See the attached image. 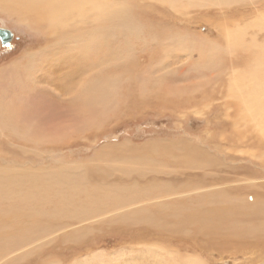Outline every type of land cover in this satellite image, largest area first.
Wrapping results in <instances>:
<instances>
[{"label":"bare ground","instance_id":"bare-ground-1","mask_svg":"<svg viewBox=\"0 0 264 264\" xmlns=\"http://www.w3.org/2000/svg\"><path fill=\"white\" fill-rule=\"evenodd\" d=\"M255 1L0 0V14L35 35L39 44L0 65V137L11 131L34 146L56 138L44 111L32 101L36 92L50 99L44 105L53 106L76 89L83 105L76 116L97 120L101 102L105 111L110 108L119 98L121 85L135 86L140 95L147 92L152 64L156 62L159 69L162 58L170 61L163 68L167 73H207L209 82L222 75L226 115L234 129L231 141L224 139L237 146L225 148L235 157L248 156L264 166V152H257V142L264 144V10H257L248 26L236 24L242 21L237 16L247 13ZM263 3L257 0V9L264 8ZM202 10L209 11L204 24L213 28L217 39L196 41L190 34L177 33V27L173 29L171 19L182 21ZM215 12L233 19L215 18ZM47 48L54 53H46ZM137 48L141 54L134 58ZM222 56L241 62L223 66ZM105 62L115 63L114 71L104 68ZM198 83L175 86L164 78L156 80L162 96L179 95L187 89L195 92ZM234 138L240 141L232 142ZM154 143L140 151L127 143L109 154L98 151L82 169L77 163L37 166L35 157H24L28 164L14 152L8 157L10 153L0 151V261L10 264L29 252L21 250L31 247L26 242L35 235L49 234L53 242L57 238L75 240L94 223L101 225L102 215L115 214L101 211L130 205L135 214L114 226L141 223L149 227L145 237L152 236L150 240L163 251L169 250L166 234L174 235L178 225L180 234L188 226L199 229L203 245L216 246L218 238L226 254L242 257L240 264H264V178L257 183L242 182V187L218 189L219 193L208 192L199 201L197 192L204 186L185 173L216 168L213 157L185 139L170 147ZM101 161H117L114 170L119 177L139 182L109 181L113 171L101 168ZM160 169L182 171L185 179L174 177L169 184L161 178ZM179 180L187 181L186 185ZM174 197L178 199L172 201ZM192 204L196 207L184 212Z\"/></svg>","mask_w":264,"mask_h":264},{"label":"rangeland","instance_id":"rangeland-1","mask_svg":"<svg viewBox=\"0 0 264 264\" xmlns=\"http://www.w3.org/2000/svg\"><path fill=\"white\" fill-rule=\"evenodd\" d=\"M253 5V8L247 13L237 16L236 19L242 18L241 23H237L236 20V24L240 27L248 26L256 16L257 10H264V8L257 9V6L260 5L257 4V0ZM208 14L207 10L193 12L191 17L185 16L182 21L171 19L170 23L174 26L173 29L178 28L177 33L190 34L196 38V41L200 37L217 39L213 28L204 24L203 18L208 17ZM223 16L216 14L215 18ZM232 19L229 16L228 20L232 21ZM0 27L7 28L14 34L13 41L8 46L2 47L0 43V65L12 61L13 58L26 51L28 46L39 45L35 35L1 14ZM75 47L76 49L80 48V44L77 43ZM45 52L54 53L48 48ZM140 54L139 48L133 52L134 58ZM220 59L223 66L241 62L240 59L230 61V58L225 56ZM158 60L161 62L160 68L158 69L156 62L152 64L154 70L149 76L151 81L147 92L140 95L135 86L121 85L119 98L110 108L105 111L101 102L102 114L97 120L91 121L90 118L83 120L82 116H76L80 109L83 110L76 89L71 90L67 98L63 97L53 106L44 105L50 99L40 98L36 92V97L32 101L44 111L47 123L56 130L54 132L56 135L50 134L55 135L56 138H49L34 146L32 143L22 140L17 134L8 131L0 137V151L10 153L8 157L14 156V153L22 159L35 157L37 166L77 163L80 165L79 169H82L93 161L98 151L102 150V153L109 154L110 151L117 150L119 144L127 143L132 150L140 151L149 145H156L154 142L165 143L170 147L185 139L196 146L204 147L202 151L211 155L213 163L217 166L185 173L203 184V189L197 192V194H201L199 201H203V195L208 192L215 190L219 193L218 189L242 187V182L247 184L249 180H252L257 183L258 179L264 178V166L260 165L257 159L252 160L248 156L241 159L231 154L232 150L228 152L227 148L232 143L229 144L227 141H231L229 135L233 133L234 129L226 115V80L221 79L222 75L218 76L215 81L209 82L207 73H190L181 76L178 75V72L167 73V70L163 68L169 64V59L160 58ZM104 65H106L104 68L110 71H114L116 66L113 62L108 64L105 62ZM222 73L224 72L219 74ZM160 78L173 82L175 86H178L179 83L186 85L190 84V81L199 80V87L195 92L187 89L179 95L166 93L165 96H162L159 84H156V80ZM25 81L29 82L30 80L27 78ZM34 86L36 88L37 84ZM233 115L236 116V113ZM235 140L240 141L238 138H234L232 142H237ZM257 141L260 140L257 139ZM260 143L257 142V152H264V144ZM245 144L243 143L244 147ZM231 147L237 146L233 143ZM41 155H43L42 159L39 157ZM24 161L30 163L26 159ZM117 163V161H101V168H111L113 171L109 181H125L128 185L131 181L139 182L137 179L119 177L114 170V165ZM158 171L161 173L163 181L169 184L174 183V177L185 179L182 171L178 173L170 169ZM221 177L228 181L223 182ZM217 178L221 182H218ZM241 178L244 181H241ZM186 182L180 181L182 185H186ZM219 186L222 187L219 188ZM177 199L178 197H174L171 200ZM193 207L196 206L186 205L184 212L188 213V210ZM132 210L133 208L128 205L121 209L101 211V213L115 214L102 215L98 219L101 221L100 227L97 226L98 223H94V226L85 229L86 234L78 235L75 240L57 238L53 242L49 234H46L47 236L45 234L35 235V237H31V241L26 242V245L32 244L31 247L21 250L22 253L29 252L21 257L18 256L10 264H240L241 262L240 255H228L220 249L223 244L218 238L215 239L216 246L203 245L200 242L202 235L199 234L198 228L186 226V229L183 227V232L179 234L178 230L181 227L178 225L174 235L166 234L167 239L164 242L169 246V250L163 251L160 249L159 243L150 240L152 236L145 237V234H150L149 227L141 223L132 227H126L123 223L114 226L119 220L124 222L126 216H133L135 213ZM3 263L4 261H0V264ZM257 263L259 264L258 261Z\"/></svg>","mask_w":264,"mask_h":264},{"label":"water","instance_id":"water-1","mask_svg":"<svg viewBox=\"0 0 264 264\" xmlns=\"http://www.w3.org/2000/svg\"><path fill=\"white\" fill-rule=\"evenodd\" d=\"M14 34L7 28L0 27V43L2 47L8 46L13 40Z\"/></svg>","mask_w":264,"mask_h":264}]
</instances>
